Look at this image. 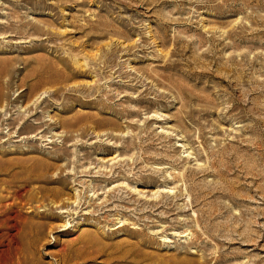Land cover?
<instances>
[{
    "label": "rangeland",
    "instance_id": "obj_1",
    "mask_svg": "<svg viewBox=\"0 0 264 264\" xmlns=\"http://www.w3.org/2000/svg\"><path fill=\"white\" fill-rule=\"evenodd\" d=\"M0 91L3 263L264 264V0H0Z\"/></svg>",
    "mask_w": 264,
    "mask_h": 264
},
{
    "label": "bare ground",
    "instance_id": "obj_2",
    "mask_svg": "<svg viewBox=\"0 0 264 264\" xmlns=\"http://www.w3.org/2000/svg\"><path fill=\"white\" fill-rule=\"evenodd\" d=\"M43 71V70H42ZM59 74H60V72H59ZM42 77V76H41ZM53 83V82H52ZM4 95L1 93V91H0V100L2 99V98H4L3 97ZM1 104V103H0ZM2 108V107H1ZM81 120H82V117L80 118ZM80 119H77V121L78 120H80ZM85 119H87V120H89V119H91V118H87V117H85ZM79 122V121H78ZM72 123V122H71ZM72 124H74V123H72ZM98 125H100V124H98ZM97 124L95 125V128L97 129L98 127L100 128L101 126H98ZM18 195V193L16 194V196ZM7 211V210H6ZM5 211V212H6ZM14 213V212H13ZM15 228H16V234L17 235H19V236H21L23 233H25V234H27L28 232H37L38 234L39 233H41L42 232V226H40V225H36V224H33V223H30L28 226H26V227H24V228H22L23 229V231L22 230H17V226L15 225ZM11 238H13V236H10ZM15 238H16V236H15ZM0 239H2V236H0ZM13 241V239L11 240L10 239V241L8 240L7 242H5V243H7V245L6 246H2V244H5L4 242L3 243H0V264H8V261L6 260L4 263H3V260H4V258L7 256V255H10V252H11V249H12V247L13 246H11L10 245V243ZM17 249H19V247L17 246ZM62 263L63 264H68L67 262H65V260L63 261L62 260ZM17 264H35V263H33V262H24L23 263V261L22 260H20L19 258H18V261H17ZM179 264H194V262H192V261H190V260H182V261H180L179 262Z\"/></svg>",
    "mask_w": 264,
    "mask_h": 264
}]
</instances>
